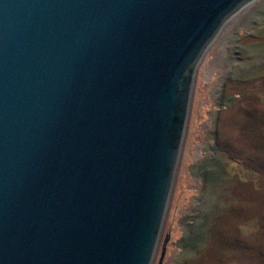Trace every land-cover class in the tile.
Returning <instances> with one entry per match:
<instances>
[{
    "label": "water",
    "instance_id": "1",
    "mask_svg": "<svg viewBox=\"0 0 264 264\" xmlns=\"http://www.w3.org/2000/svg\"><path fill=\"white\" fill-rule=\"evenodd\" d=\"M252 1L0 0V264H152L197 66Z\"/></svg>",
    "mask_w": 264,
    "mask_h": 264
},
{
    "label": "rangeland",
    "instance_id": "2",
    "mask_svg": "<svg viewBox=\"0 0 264 264\" xmlns=\"http://www.w3.org/2000/svg\"><path fill=\"white\" fill-rule=\"evenodd\" d=\"M264 264V0L199 62L152 264Z\"/></svg>",
    "mask_w": 264,
    "mask_h": 264
}]
</instances>
